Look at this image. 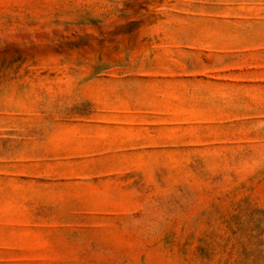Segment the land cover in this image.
<instances>
[{"label": "rangeland", "instance_id": "374dc122", "mask_svg": "<svg viewBox=\"0 0 264 264\" xmlns=\"http://www.w3.org/2000/svg\"><path fill=\"white\" fill-rule=\"evenodd\" d=\"M0 264H264V0H0Z\"/></svg>", "mask_w": 264, "mask_h": 264}]
</instances>
